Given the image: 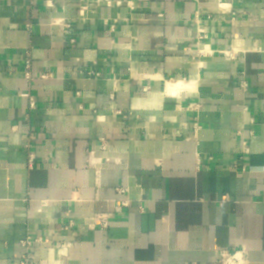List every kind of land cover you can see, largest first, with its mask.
<instances>
[{"label":"crops","instance_id":"crops-1","mask_svg":"<svg viewBox=\"0 0 264 264\" xmlns=\"http://www.w3.org/2000/svg\"><path fill=\"white\" fill-rule=\"evenodd\" d=\"M113 1L0 0V264H264V0Z\"/></svg>","mask_w":264,"mask_h":264},{"label":"built area","instance_id":"built-area-1","mask_svg":"<svg viewBox=\"0 0 264 264\" xmlns=\"http://www.w3.org/2000/svg\"><path fill=\"white\" fill-rule=\"evenodd\" d=\"M102 3L105 4L109 8H114V7L120 6L119 2H115L113 0H81L78 19L82 20V21L89 19V15L93 14L95 12L93 9H96L99 6H101ZM93 7H95V8H93ZM219 7H221L220 4H219ZM221 53L227 59H230V60L236 59V51L232 50V48H231V50L221 51ZM241 75H242L243 79L240 83V86L244 92H248L250 85H249L247 79L245 78V72H242ZM88 77H96L97 78V77H100V74L89 72ZM24 78L26 79V81L29 84L33 83L36 80V78L32 75V72H31V60H30L29 55H27V58L25 61ZM37 78L41 79V80H45L48 78V75L47 74H41ZM24 96L30 98L29 99L30 107L32 109H34L36 107L35 98H33L32 96H29V94H26ZM245 110L247 111V108H245ZM195 122L196 123H194V137L197 136L198 131L201 129V126L199 125V122L197 119H195ZM250 123L255 124L257 122L255 121V119H251ZM249 134H250V136H253L254 131L252 129L249 130ZM240 151L241 152H240L239 160L243 161L245 156L249 154V143L247 140H242L240 142ZM243 171L244 172L246 171V167H243ZM126 193H127L126 188H118L117 189V194L119 196H123ZM127 206H128V200L119 199L117 201V207L118 208L127 207ZM99 219H100L102 225L104 227H107V224H108L107 218H99ZM38 241H41V240L39 239ZM21 245L25 249V253L20 257V264H35L36 259H35L34 253L32 252V242L29 240V238H27L26 240L21 242ZM220 257H221L220 258L221 264H244L245 258L247 257V254L244 250L236 251V252L222 251V252H220Z\"/></svg>","mask_w":264,"mask_h":264},{"label":"bare ground","instance_id":"bare-ground-1","mask_svg":"<svg viewBox=\"0 0 264 264\" xmlns=\"http://www.w3.org/2000/svg\"><path fill=\"white\" fill-rule=\"evenodd\" d=\"M195 84L192 82H184L180 79L171 82V81H167L166 84V92L169 96H177L179 95L181 92L185 91V90H193L195 87Z\"/></svg>","mask_w":264,"mask_h":264}]
</instances>
